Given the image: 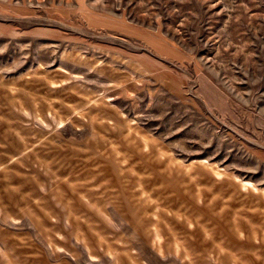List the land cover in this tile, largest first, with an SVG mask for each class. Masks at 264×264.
Returning <instances> with one entry per match:
<instances>
[{"label": "rangeland", "instance_id": "obj_1", "mask_svg": "<svg viewBox=\"0 0 264 264\" xmlns=\"http://www.w3.org/2000/svg\"><path fill=\"white\" fill-rule=\"evenodd\" d=\"M0 264H264V0H0Z\"/></svg>", "mask_w": 264, "mask_h": 264}]
</instances>
